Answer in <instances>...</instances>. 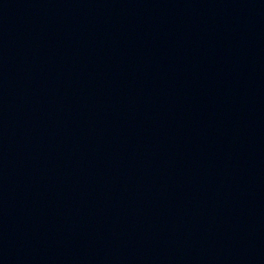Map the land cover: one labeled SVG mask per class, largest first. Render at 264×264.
<instances>
[{
  "label": "water",
  "instance_id": "95a60500",
  "mask_svg": "<svg viewBox=\"0 0 264 264\" xmlns=\"http://www.w3.org/2000/svg\"><path fill=\"white\" fill-rule=\"evenodd\" d=\"M0 264H264V0H0Z\"/></svg>",
  "mask_w": 264,
  "mask_h": 264
}]
</instances>
